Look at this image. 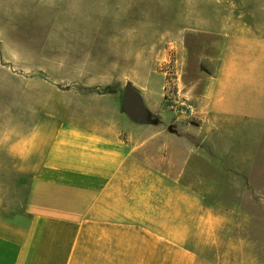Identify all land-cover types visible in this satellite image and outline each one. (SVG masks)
Instances as JSON below:
<instances>
[{
  "label": "rangeland",
  "instance_id": "rangeland-1",
  "mask_svg": "<svg viewBox=\"0 0 264 264\" xmlns=\"http://www.w3.org/2000/svg\"><path fill=\"white\" fill-rule=\"evenodd\" d=\"M217 32L264 43V0H0V210L21 213L31 179L9 148L54 126L61 86L82 63L122 93L133 73L167 72L166 97L178 103L166 102L161 132L133 161L181 181L191 211L217 217L203 221V254L264 264V120L202 113L197 65L187 66L193 54L216 55ZM242 53L250 69L253 52Z\"/></svg>",
  "mask_w": 264,
  "mask_h": 264
},
{
  "label": "crops",
  "instance_id": "crops-1",
  "mask_svg": "<svg viewBox=\"0 0 264 264\" xmlns=\"http://www.w3.org/2000/svg\"><path fill=\"white\" fill-rule=\"evenodd\" d=\"M216 35V55L188 58L187 66L197 65L202 113L216 121L217 115L263 121L264 43ZM248 47L255 57L250 69L235 58ZM81 66L70 84L60 85L54 126L40 125L9 148L31 179L24 210H0V264H217L201 252L211 234L203 221L217 217L191 211L181 181L133 161L161 132L157 118L167 121L168 73H133L125 84L123 91L132 84L143 100L148 123L141 124L121 111L124 93L105 91L112 84L103 70Z\"/></svg>",
  "mask_w": 264,
  "mask_h": 264
},
{
  "label": "water",
  "instance_id": "water-1",
  "mask_svg": "<svg viewBox=\"0 0 264 264\" xmlns=\"http://www.w3.org/2000/svg\"><path fill=\"white\" fill-rule=\"evenodd\" d=\"M121 111L129 116L134 123L147 122V112L139 93L128 85L124 91Z\"/></svg>",
  "mask_w": 264,
  "mask_h": 264
},
{
  "label": "built area",
  "instance_id": "built-area-1",
  "mask_svg": "<svg viewBox=\"0 0 264 264\" xmlns=\"http://www.w3.org/2000/svg\"><path fill=\"white\" fill-rule=\"evenodd\" d=\"M167 87H168V85H167ZM166 93H167V91H166ZM167 102L170 103L168 107H169L170 109H172V110L176 108V105H177V103H178L177 101H170V100H168V99H167Z\"/></svg>",
  "mask_w": 264,
  "mask_h": 264
},
{
  "label": "trees",
  "instance_id": "trees-1",
  "mask_svg": "<svg viewBox=\"0 0 264 264\" xmlns=\"http://www.w3.org/2000/svg\"><path fill=\"white\" fill-rule=\"evenodd\" d=\"M169 81V80H168ZM167 85H168V82H167ZM166 90H167V87H166Z\"/></svg>",
  "mask_w": 264,
  "mask_h": 264
}]
</instances>
